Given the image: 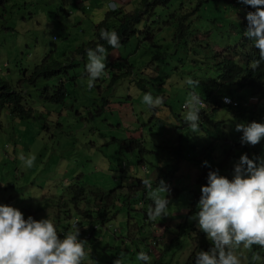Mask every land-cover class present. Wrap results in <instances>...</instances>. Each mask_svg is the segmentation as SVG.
<instances>
[{
  "label": "clouds",
  "instance_id": "clouds-1",
  "mask_svg": "<svg viewBox=\"0 0 264 264\" xmlns=\"http://www.w3.org/2000/svg\"><path fill=\"white\" fill-rule=\"evenodd\" d=\"M1 1L5 3L6 0ZM121 1L102 0L100 6L105 12L114 11V17L109 19L110 26L125 22L126 28L122 31L116 30L118 26L114 30L102 29L99 39L107 46L97 43L94 48L85 49L86 88H93L101 98L91 100L90 104L95 103L96 109L85 108L84 114L91 119L97 113H116L117 120L125 125L121 138L100 134L102 151L109 150L103 156L108 161L106 170L111 172L113 186L100 190L85 185L82 180L66 181V192L58 194L55 181L46 183L35 177L34 181L40 185L29 184L26 180L11 182L2 161L13 153L1 147L0 264H121L120 259L115 258V246L128 254L127 264H153L158 257L149 245L154 244L158 252V246L168 243L170 235L163 238L160 234V230H164L160 219L170 215L169 211H174L180 219L172 225L189 217L210 241L208 250L196 252L194 264H241V258L246 259V264H256L257 260L263 264L257 252H264V109L261 110L264 96H258L264 91V85L254 89L246 99L239 91L233 96L219 95L223 105L237 111H225L238 115L237 133L212 146L206 141L204 126L212 116L220 115V106L214 97H202L201 92L219 94L220 88L214 86L218 76H212L209 71L233 57L238 47L245 49L248 55L254 52L258 56L252 62L253 69L264 67V0H148L147 5L137 2L131 8ZM160 11L168 12L170 17L165 19ZM148 26L163 37L145 41L144 30H149ZM180 46L193 57L199 74L185 77L184 83L197 89L195 93H188L181 105L185 111L177 114L165 104L166 85L170 86L173 73L167 68L160 69V65L171 59ZM134 51L150 54L149 62L145 63L144 55L139 61L131 58ZM241 58L249 61V56ZM117 59L122 62L119 69L109 73ZM262 73L255 80L262 78ZM0 75L8 79L5 73ZM30 75L24 74V80ZM21 80L11 81L12 87L26 94ZM106 85L108 90L102 93L101 88ZM41 88L43 105L34 100L26 104L22 100L24 106L37 109V118L30 117L35 120L46 119L49 111L54 113L62 104L47 102L54 90L51 84ZM118 92L126 94L118 96ZM4 105L0 116L5 112L13 120L14 111L7 103ZM255 106L259 109V118L248 112ZM168 116L173 119L165 121ZM171 121L178 123L179 129H172ZM155 124L160 134L159 149H164L160 157L168 156L175 168L184 167L179 172L175 170L176 176L171 178L165 174L164 161L150 170L144 169L143 175L131 173L130 167L137 169L136 165L144 167L149 162L146 155L153 152ZM13 125L2 137L15 136ZM146 131H151L150 136ZM56 154V150L51 152L46 163ZM36 157L38 164L39 156ZM12 158L17 160V157ZM18 159L25 165L18 161L17 169L27 172L35 156L20 154ZM63 162L62 157L57 169L62 170ZM30 185L40 187L38 192L50 189L49 196L36 193L32 197ZM14 194L17 196L13 197ZM30 198H33L32 203L39 201V206L26 209L18 206V202ZM62 201H67L63 211ZM184 208H188L187 212L181 213ZM125 209L138 212L140 217H132L134 225L131 230L127 226L123 232L120 215ZM98 211L103 217L96 213ZM105 215L112 217L105 221ZM113 220L119 221L118 226ZM121 231L122 236H115ZM141 237L147 238V244ZM118 242L121 244L116 245ZM99 243L104 246L101 248ZM126 245H139L140 248L126 250Z\"/></svg>",
  "mask_w": 264,
  "mask_h": 264
},
{
  "label": "rangeland",
  "instance_id": "rangeland-1",
  "mask_svg": "<svg viewBox=\"0 0 264 264\" xmlns=\"http://www.w3.org/2000/svg\"><path fill=\"white\" fill-rule=\"evenodd\" d=\"M6 2L10 5L6 9L0 8V74L5 73L12 82H17L19 78H22L20 84L26 92V99H32L42 104L43 89L41 86L54 84L55 81L60 79L46 81L39 78L35 83H31L24 80V74L25 76L30 75L35 65L39 64L44 57L46 58V54L59 58L95 37L94 25L100 22L104 16V11L97 8L101 7L102 0H6ZM121 2L124 4L125 0ZM131 6L127 7L131 8ZM160 12L164 14L165 19L170 17L168 12ZM109 22L110 20H108ZM209 25L212 26V23ZM148 29L144 30L145 41L149 39L156 41L163 37L158 31H154L153 27L148 26ZM205 43L207 44L208 41ZM143 55L145 56V63H148L150 54L144 52L134 51L131 58L139 61ZM192 59L193 57L187 54L185 47L180 46L171 59H167L165 64L160 65V69L165 70L167 68L173 73V80L169 83L170 86L166 85L165 95V104L170 105L173 113H183L185 107L182 108L181 105L184 104L188 93L190 91L195 93L196 91V88L191 89L184 83L185 77L193 78L199 74V70L194 66ZM62 62H66L65 57ZM153 65L155 66V64ZM86 80L85 78L77 80V86L73 85V89L77 90L78 88L84 91L88 89L86 88ZM52 89H55V87ZM101 89L104 93L105 90H108L107 85L106 88L102 87ZM90 90L93 91V88ZM117 90L118 86L115 92ZM125 94L126 92L117 93L118 96H124ZM84 102L90 103L85 100ZM62 107L58 115L56 113L48 114L46 119L27 118L24 121H17L12 127L15 133L14 137H8L7 135L2 137L3 132L11 131L13 120L5 112L1 113L0 148L5 146L9 153H13V156L9 159L2 161L5 163V168L8 169L11 182L20 183L26 180L29 184L40 185L34 181L35 177L38 181L46 183L55 181L57 185L55 191L58 194L66 192L67 187L63 184L66 181L76 183L77 180H82L85 185L91 188L109 189L113 186V179L111 172L106 170L108 161L103 156L109 150L102 151V146L99 143L100 134L121 138L124 135L125 125L117 120L116 113H103L101 115L97 113L89 119L82 110L73 118L71 115V101L68 100ZM165 109L169 111L168 107ZM87 119L92 124L93 128L91 130L85 128V120ZM168 119H173V116H168L165 121H168ZM169 124L172 129H179L178 123L171 121ZM145 133L150 136L151 131ZM159 138V129L155 124L154 138L152 139L153 152L146 155L149 162L147 161L144 167L140 166L138 168L136 165L137 169L130 167L132 174L143 175L144 169L150 170L153 165L163 161L166 168L165 174L168 178L176 176V171L184 170V167L176 166L175 168L174 162L167 159L168 156L163 159L160 157L164 149H159ZM36 149L39 150L36 151ZM54 150L57 151V154L53 155L46 163L49 154ZM20 154L25 157L35 156L32 166L27 167V172L19 171L15 165L18 161L24 164L22 160L18 159ZM36 155L39 156L38 164ZM12 157H17V160L13 161ZM62 157L64 164L60 165L62 170H59L57 167L61 163ZM36 164L35 169L29 171ZM29 187L33 191L32 197L36 193H40L39 195L42 197H47L50 194V189L43 188L38 192L40 187L35 185ZM16 196L13 195V197ZM88 197L92 198L91 196ZM64 203H67V201L60 203L61 210L66 207ZM80 208H82V205ZM187 209H182L181 213L187 212ZM169 214L160 219L162 228L165 225H172L180 221L178 214H174V211H169ZM132 217L139 218L140 214L126 209L121 213L120 226L123 232H126L127 226L131 230L132 225H134V222L131 223ZM113 222L118 226L119 221L113 220ZM122 231L116 233L115 236H122ZM162 232L161 229L160 234ZM111 240H113L112 236ZM99 244L101 248L104 246L103 243ZM120 244L121 242H118L116 245ZM186 244L184 249L180 251V256L184 259L187 258L190 252L195 251L194 244L190 245L188 242ZM114 249L116 250L115 258H119L121 264H127L125 258L128 254L124 250H118L117 246ZM129 249L133 250V247L130 246ZM134 258H136V254ZM241 264H246L245 258H241ZM256 264H259V260Z\"/></svg>",
  "mask_w": 264,
  "mask_h": 264
},
{
  "label": "trees",
  "instance_id": "trees-1",
  "mask_svg": "<svg viewBox=\"0 0 264 264\" xmlns=\"http://www.w3.org/2000/svg\"><path fill=\"white\" fill-rule=\"evenodd\" d=\"M82 1V0H78ZM148 0H125L124 5L131 6L134 2H141L147 5ZM135 3V4H136ZM10 5L8 2L5 1L3 3L0 2V8L6 9ZM91 6V5H90ZM104 11V16L100 22L94 25L95 27V37L88 40L87 43H83L81 46L75 48L73 51L69 52L66 55H61L59 58L54 57L53 55L46 54V58L44 57L39 64H36L34 67L33 72L28 77L27 81L32 82L34 78H43V79H60L55 81L54 84H51L55 89L53 92H50L51 96L48 98V101L53 103H62L59 107H57L54 111L57 115L63 108L62 105L67 102L68 100L72 103V111L71 115L74 118L78 115L82 110L85 108L96 109V107L91 103V100H97L101 98L100 95L96 96V93L91 91L90 89H73V85H77V80H82L87 77V73L85 71V62L87 61L85 49L87 48H94L97 43H100L107 46L106 42L99 39V33L102 29L104 30H114L116 28L117 31H122L126 28L127 23L118 24L116 27L114 25L110 26L108 20L114 17V11L105 12V8H99ZM119 9V8H117ZM111 23V21L109 22ZM236 54L233 57H229L217 68L209 71V74L217 75L218 82L215 83L214 86H218L220 88V92L218 95L213 96L212 94H207L205 91H202V97H208L215 99L214 101L220 106V115L212 116L208 123H206L205 128V137L206 141L209 145H213L214 142L226 139L228 136L235 135L237 131L235 130V125L238 121V115H230L226 112H237L231 111L229 109H233L231 107H226L220 101L219 95L222 94H229L233 96L238 91L242 93L243 98H247L250 94L253 93V90L256 89L258 86L264 85V72H263V65L258 66L256 69L251 67L252 62L255 59H258V56L254 54V52L248 55L245 52V49L238 47L236 50ZM249 56V61L245 62L241 57L242 56ZM127 56V55H126ZM62 57V58H61ZM65 57L66 62H62L63 58ZM122 62L120 60H115L111 67L113 70H109V73H113L115 69H119L120 64ZM263 72V73H262ZM263 75L262 78L255 80L259 75ZM105 74L102 75L104 77ZM209 76L207 75V78ZM87 79V78H85ZM250 81L247 85H243L245 82ZM12 82L4 76L0 75V111L5 108L4 103H7V107L14 111L12 114L13 122L16 123L17 121H24L27 118L33 117L37 118L36 110H33L34 107L24 106L22 100L26 104L32 100L26 99V94H22V92L16 91L12 87ZM197 89V87H196ZM26 93V92H25ZM92 93V94H91ZM259 98L264 96V91L262 90L258 94ZM85 101H89L90 103L87 104ZM84 105V106H83ZM93 105V106H92ZM247 109V108H246ZM245 109V110H246ZM264 108H261L263 110ZM48 108H46V111ZM45 111V112H46ZM226 111V112H225ZM259 109L257 106L253 107V109H248V112L253 115L255 118L260 117V113L258 112ZM52 114V111H49ZM88 120V121H87ZM85 120V128L86 130H91L92 124L90 120ZM0 134H1V127H0ZM65 186L68 183H64ZM33 198L28 199L27 201H20L18 202V206L26 209L30 207H38L39 201L34 203L31 202ZM97 214H103L98 211ZM112 216L105 215L104 220L108 221L111 219ZM164 233H166L164 235ZM169 234L170 238L168 239V243L165 245H161L159 247V252H157V248L154 244H150L149 247L152 248V253L157 256L158 258L155 259L153 264H194L195 254L199 250H208L210 247V241L206 239L205 234L195 225L193 220H190L189 217L186 220L182 221L179 224L175 225H166L164 226L163 230V238H166V235ZM149 235H147V238ZM147 238H142L141 240L146 241ZM148 241V240H147ZM146 241V244H147ZM208 241V242H207ZM190 245H195L194 250L189 253L186 259L181 258L180 251L184 249L186 243ZM133 247V250L136 251L140 248L139 245H129ZM126 250H129V247L125 246ZM257 255L260 256V262L264 264V252H257ZM130 261V259H127Z\"/></svg>",
  "mask_w": 264,
  "mask_h": 264
}]
</instances>
